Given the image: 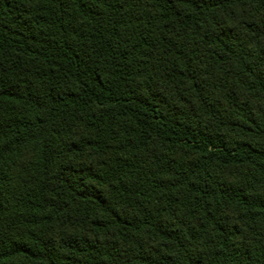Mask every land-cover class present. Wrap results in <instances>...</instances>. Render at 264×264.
I'll list each match as a JSON object with an SVG mask.
<instances>
[{
  "label": "trees",
  "instance_id": "1",
  "mask_svg": "<svg viewBox=\"0 0 264 264\" xmlns=\"http://www.w3.org/2000/svg\"><path fill=\"white\" fill-rule=\"evenodd\" d=\"M0 264H264V0H0Z\"/></svg>",
  "mask_w": 264,
  "mask_h": 264
}]
</instances>
